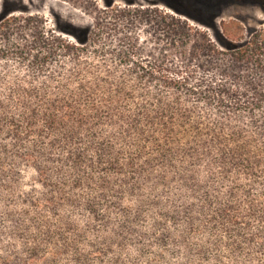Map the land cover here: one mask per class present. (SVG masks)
Instances as JSON below:
<instances>
[{"label": "trees", "instance_id": "obj_1", "mask_svg": "<svg viewBox=\"0 0 264 264\" xmlns=\"http://www.w3.org/2000/svg\"><path fill=\"white\" fill-rule=\"evenodd\" d=\"M79 8L0 10V264H264V27Z\"/></svg>", "mask_w": 264, "mask_h": 264}, {"label": "rangeland", "instance_id": "obj_2", "mask_svg": "<svg viewBox=\"0 0 264 264\" xmlns=\"http://www.w3.org/2000/svg\"><path fill=\"white\" fill-rule=\"evenodd\" d=\"M83 0H0V10L8 13H40L51 24L64 28L71 21L77 25L89 24L90 15L79 8ZM105 4L113 0H97ZM121 1V0H114ZM198 3L217 13V21L236 19L244 25L247 37L264 27V0H186ZM136 3L168 5L173 0H133Z\"/></svg>", "mask_w": 264, "mask_h": 264}]
</instances>
